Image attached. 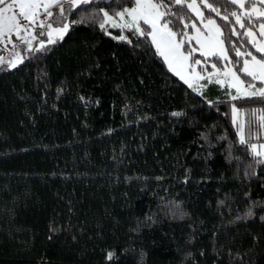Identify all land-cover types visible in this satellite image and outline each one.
Instances as JSON below:
<instances>
[{"label":"trees","instance_id":"obj_1","mask_svg":"<svg viewBox=\"0 0 264 264\" xmlns=\"http://www.w3.org/2000/svg\"><path fill=\"white\" fill-rule=\"evenodd\" d=\"M154 1L203 72L223 67L192 52L184 1ZM199 1L256 82L236 52L264 59L245 32L262 19ZM134 5L69 6L61 39L38 31L16 44L18 64L0 62V264H264V161L232 120L264 98L215 96L209 83L207 99L167 67L148 25L107 22Z\"/></svg>","mask_w":264,"mask_h":264},{"label":"rangeland","instance_id":"obj_2","mask_svg":"<svg viewBox=\"0 0 264 264\" xmlns=\"http://www.w3.org/2000/svg\"><path fill=\"white\" fill-rule=\"evenodd\" d=\"M69 2V6H76L77 4L81 2H86L89 0H67ZM185 2L186 4L188 3H194L198 6V9L200 12L203 13V9L201 7V3L199 0H182V2ZM153 3H156L154 0H152ZM240 2L244 3L245 7L240 8L241 12L243 14H247L250 12L252 3L251 0H240ZM238 5V4H237ZM64 5H59L56 9L54 10L55 12L53 13L52 17L53 19H50L48 21L49 24H47L46 28H43L39 31V40H41L40 43H43V40L46 41H52L55 39H61L63 35L65 34L68 26H69V20L67 19L68 15V7L69 6H64ZM135 7V5L133 6ZM132 7V8H133ZM255 7L257 8L256 13H252V17H258L261 18L262 20L258 23V25L255 28H248L245 30L249 41L252 43L254 49L257 50V48L264 46V36L260 35V25L264 24V17L259 16V11H264V5L260 3V0H255ZM161 11V10H160ZM190 11L194 15V19L192 21V25L195 24V27H192V30L185 36L187 41L190 42V46L192 48V52H199V53H205L203 55L204 57H213L217 56L220 59H222L223 67H217L211 70H208L206 72H203L200 68L199 65L203 64L204 61H202L200 58H195L191 59V53L189 50H185L183 48V44L181 45V52L184 54H189V59L187 61H172V67H169V61L165 60V58L162 56L165 64L167 67L174 73L176 74L181 80H183L185 83H187L189 86L193 87L195 90H197L199 93H204V96L207 97V86H209V83L215 82L220 86L219 93L215 94V96H223V97H244L247 96L244 93L246 92H251L253 89L249 88L248 86L254 85L255 89H261L264 88V82L261 81V79H256V82L253 83H247L244 78L239 74V71L234 67V65L230 62L229 60V55L228 51L226 49V46L221 38V35L218 34L215 29L218 27V25L215 22V26L209 25L207 21L209 19L213 20L212 18H206L203 15V19L198 17L195 12H193L191 9ZM122 13V12H121ZM107 22H110L113 25H125V24H130L131 23V18L125 16L124 18H121L120 14L117 18L112 17V16H106ZM58 22V23H56ZM63 22V23H62ZM143 22V20L137 21V25L139 26V23ZM163 21H160L162 23ZM62 23V24H60ZM60 24V25H58ZM149 26V25H148ZM135 27V26H133ZM219 28V27H218ZM199 29V31H197ZM149 31V30H148ZM251 31L253 35L249 36L248 32ZM211 36V46L210 47H202L200 43L197 42V37H199L200 40H206L207 37ZM151 37V36H150ZM38 37L35 36L34 39L36 40ZM33 39V40H34ZM159 39V37H158ZM178 41H181L178 37H176ZM26 41L27 46L31 47L32 46V40L27 39ZM152 40V38H151ZM154 44V43H153ZM156 49L157 45L154 44ZM161 47H163V44H161ZM21 51V50H20ZM20 51H17L16 53H10L7 55L6 59L3 61H8L10 66H14L18 64L21 60V54ZM158 51V50H157ZM159 52V51H158ZM209 52L213 54H208ZM264 53V51H262ZM12 54H15L12 55ZM21 57V58H20ZM171 59V58H170ZM257 60H260V58H256ZM244 60L249 61V66L250 70L252 71H259V68L257 65H255L252 62V58H244L242 63L240 64V69L243 65ZM193 61H200V63L196 64L193 63ZM213 61V60H211ZM214 62V61H213ZM179 72V75L177 74ZM242 72V71H241ZM183 77V79L181 78ZM237 77L239 79H237ZM206 79V81H204ZM242 81L243 83H240ZM239 89V91H238ZM206 94V95H205ZM208 99V97H207ZM259 107L250 109V111H253L255 113V119L261 116V114H258V109ZM238 110H243V111H248V109H240ZM249 120V118H248ZM258 135H261V132L257 133Z\"/></svg>","mask_w":264,"mask_h":264},{"label":"snow or ice","instance_id":"obj_3","mask_svg":"<svg viewBox=\"0 0 264 264\" xmlns=\"http://www.w3.org/2000/svg\"><path fill=\"white\" fill-rule=\"evenodd\" d=\"M230 2L233 5H237L240 8H244V3L240 2V0H230ZM175 3L177 5L182 4V0H175ZM252 7L250 12L248 13V16L251 17L252 13H256L258 10L255 7V0H251ZM260 3L264 5V0H260ZM0 4H4L5 7L0 10V39L3 37H10V34L15 31L17 34H19L20 31L27 29L21 25L20 19H18L17 15H5L9 12L10 9L14 7H19V17L22 18L25 21H28L30 24H36L38 23L37 17L39 15V9L43 8L44 11L48 16H51L52 13L48 11L49 8L53 6V4L45 3L41 4L38 2H32V3H24L21 2L18 5L16 4H6L5 0H0ZM164 5L161 3H153L152 0H135V7L130 8L128 10H125V12L120 13L121 18H124L125 16L131 18L130 24L123 25L124 27H133L136 26V30L141 34L145 35V32L142 31L138 25L137 21L143 20V22L146 25H149V31L147 32V35L151 36L152 42L157 45V50L159 51V54L165 58V60L169 61V67H172V61H187L189 59V54H184L181 52V45L183 41H178L176 39L177 36H184V33H177L173 32L171 28L169 27V21L165 19L166 16L170 15L167 11H160L161 8H163ZM188 9H191L193 12L196 13L198 17L203 19V13L199 11L198 6L194 3H188L186 5ZM205 7H207L210 11L217 12V15H219V12L216 8H214L211 4H206ZM259 16L264 17V11H259ZM232 16L236 17V22L240 24V26L243 28L244 24L240 22L241 18L236 12L231 13ZM224 19H227V16L223 17ZM160 21H163L160 23ZM209 25L215 26V21L209 19L207 21ZM43 26V25H41ZM187 27V25H185ZM192 27H195V24L192 25ZM260 35L264 36V24L260 25ZM199 31V29H197ZM215 31L218 34L220 33V29L217 27ZM233 34H235V30H233ZM248 35L251 36L253 33L251 31L248 32ZM159 37V39H158ZM123 39V37H122ZM197 42L201 44L202 47H210L211 46V36L207 37L206 40H200L199 37L196 38ZM161 44H163V47H161ZM258 52L264 51V46H261L257 48ZM208 54H213L209 52ZM201 55H205V53H201ZM237 56L241 55H248L252 58V62L258 66L259 71H252L250 70L249 61L244 60L243 65L240 69V71L244 72L246 75L251 76L253 80L261 79L262 82H264V59L257 60L255 56H252V53H246L242 54L239 51L236 52ZM171 58V59H170ZM193 63H200V61H193ZM179 75V72H177ZM183 79V77H181ZM237 79H239L237 77ZM240 83H243L240 81ZM249 88L253 89L251 92L244 93L247 96H259L264 98V88L261 89H255L254 85H249ZM239 91V89H238ZM234 99L236 97H233ZM235 111V109H234ZM255 115V113H254ZM264 119V117H262ZM243 142V137H242ZM253 149L255 151V146H253ZM259 155V153H257ZM248 215H251V212L248 213ZM108 258H111V254L108 255Z\"/></svg>","mask_w":264,"mask_h":264},{"label":"crops","instance_id":"obj_4","mask_svg":"<svg viewBox=\"0 0 264 264\" xmlns=\"http://www.w3.org/2000/svg\"><path fill=\"white\" fill-rule=\"evenodd\" d=\"M24 2V3H32V2H38L41 4L45 3H52L53 6L48 9L51 13L56 10V8L59 5L63 4H69L67 0H5L6 4H16L18 5L19 3ZM71 5V4H69ZM5 7L4 4H0V10H2ZM132 8V7H131ZM130 9V8H129ZM128 10V9H127ZM19 7H14L9 10L8 13L5 15L11 16V15H17L18 19H20V23L22 26H24L27 30L20 31L19 34H17L15 31H13L10 34V37H3L0 39V62H3V60L6 59L7 55L10 53H16V44H24L26 47L27 46V39L32 40V45L35 42L34 37L37 36V32L40 31L43 28L47 27V24H49V18L44 11L43 8L39 9V15L37 17L38 23L36 24H30L28 21L23 20L22 18L19 17ZM43 25V26H41ZM34 39V40H33ZM30 48V47H28ZM15 56V54H12ZM215 86V88L218 90L220 89V86L215 83L211 82ZM235 109V111H234ZM245 109V108H244ZM253 110V108H251ZM258 109V114L260 113L261 116L255 119V115L253 111H243V110H238V108L233 107L232 108V120L233 124L237 133V136L239 137L240 140L243 141H251L250 147L251 150L254 154L259 153V155L263 158L264 161V107H259ZM249 118V120H248ZM261 132V135H258L257 133ZM253 146H255V151L253 149ZM258 155V154H257Z\"/></svg>","mask_w":264,"mask_h":264}]
</instances>
